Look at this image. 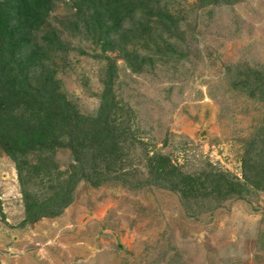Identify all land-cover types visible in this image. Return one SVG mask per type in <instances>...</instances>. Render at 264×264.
<instances>
[{
    "label": "rangeland",
    "instance_id": "374dc122",
    "mask_svg": "<svg viewBox=\"0 0 264 264\" xmlns=\"http://www.w3.org/2000/svg\"><path fill=\"white\" fill-rule=\"evenodd\" d=\"M162 6L174 21L172 38L152 27L151 36L129 43L139 56L134 71L120 50L105 52L89 38L73 0H51L43 30L57 32L64 45L50 55L54 77L91 120L113 83L122 154L104 185L82 181L61 216L26 224L15 164L0 147V264H264V192L246 179V163L253 174L264 169V100L248 87L264 74V0ZM122 24L121 34L110 33L117 42L133 25L128 18ZM159 37L175 51L157 53ZM75 157L57 149L54 177L34 178L29 191L40 200L53 196ZM159 157L194 178L239 182L245 193L209 203L210 184L185 200L154 172L159 163L151 159Z\"/></svg>",
    "mask_w": 264,
    "mask_h": 264
},
{
    "label": "trees",
    "instance_id": "16d2710c",
    "mask_svg": "<svg viewBox=\"0 0 264 264\" xmlns=\"http://www.w3.org/2000/svg\"><path fill=\"white\" fill-rule=\"evenodd\" d=\"M73 1L78 14L85 16L89 38L105 52L120 50L134 71L139 56L135 51H127L129 43L135 42L136 46L148 32L151 36L150 29L157 27L172 38L174 21L162 6L165 0ZM50 4L51 0H0V147L15 164L26 224L61 216L73 203V192L80 182L95 188L104 185L111 175V165L117 164L122 154L123 119L114 110L117 103L110 102L113 83L107 81L100 114L92 120L79 115L75 104L61 92V84L54 77V58L50 55H57L64 45L57 32L43 30ZM141 14V20L137 19ZM125 18L133 23L132 29L125 32L124 41L117 42L110 33L121 34ZM159 38L155 42L157 53L168 55L169 50L175 51V45H161L166 43L165 38ZM109 69L113 74L114 66ZM248 87L254 98L264 100V74L256 75ZM59 148L73 150L76 164L72 172L58 178L57 193L40 200L29 191L30 183L39 176L52 180L54 155ZM31 157L37 162L33 163ZM152 161L159 163L154 172L167 188L180 192L185 200L193 197L200 187L208 189L210 184L212 187L205 196L209 203L211 198L224 202L241 197L246 190L239 182L227 178L215 182L211 173L203 180L168 169L167 160L162 157ZM246 167V179L264 192V169L262 172L255 169L253 174L248 163ZM249 169L252 177L248 175Z\"/></svg>",
    "mask_w": 264,
    "mask_h": 264
}]
</instances>
